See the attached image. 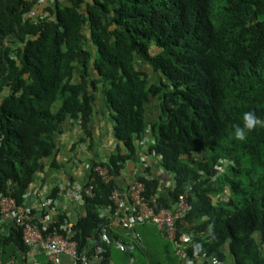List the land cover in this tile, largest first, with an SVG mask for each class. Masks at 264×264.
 <instances>
[{"label":"trees","instance_id":"obj_1","mask_svg":"<svg viewBox=\"0 0 264 264\" xmlns=\"http://www.w3.org/2000/svg\"><path fill=\"white\" fill-rule=\"evenodd\" d=\"M99 89L122 146L108 161H92L84 189L92 186L93 195L81 193L86 213L69 223L73 239L90 248L108 226L103 264L120 253L114 243L127 241L124 231L111 225L112 210L101 214L122 188L117 178L135 139L149 132V151L175 183L163 196L156 177H137L153 206L173 208L185 195L191 207L177 221L176 240L192 236L187 256L264 264V126L243 141L232 135L246 111L264 120V0H0L1 195L24 205L48 161L58 166L56 132L67 118L90 136ZM153 100L160 115L150 123ZM97 164L114 179L105 182ZM58 192L51 189L43 209L56 211L50 229L65 233ZM28 251L0 207V264H28ZM121 253L141 264L150 251ZM175 257L172 264H183Z\"/></svg>","mask_w":264,"mask_h":264},{"label":"built area","instance_id":"obj_2","mask_svg":"<svg viewBox=\"0 0 264 264\" xmlns=\"http://www.w3.org/2000/svg\"><path fill=\"white\" fill-rule=\"evenodd\" d=\"M94 170L105 182H110L113 178L107 166L97 165ZM145 188V183L135 178L128 187L114 189L110 197L112 205L102 210L101 216L105 217V214L112 210L114 213L111 225L128 229L141 223H153L167 239L176 241V222L190 209L185 195H180L175 210H171L163 206H152L145 196ZM79 191L80 189L75 194ZM49 193L48 189L44 190L42 207L27 205L26 202L24 205H19L15 198L0 194V207L4 220L21 229L23 242L29 248L28 264H61L62 256L70 258L73 264H102L105 252L103 244L109 241L108 226L103 227L100 236L92 241V247L83 248L79 240L73 239L69 223L63 226L65 233L57 228L50 229L56 211L50 207L45 211L43 209ZM84 193L93 195L92 186L85 188ZM189 239V236L182 237L184 242ZM178 246H181L180 243ZM116 247L131 251L135 248V244L118 241ZM178 252L186 258L185 264H202L207 260L204 256H200L194 261L188 258L180 247ZM39 257H44L46 262L42 263L38 260ZM210 262L224 264L216 259H211Z\"/></svg>","mask_w":264,"mask_h":264},{"label":"crops","instance_id":"obj_3","mask_svg":"<svg viewBox=\"0 0 264 264\" xmlns=\"http://www.w3.org/2000/svg\"><path fill=\"white\" fill-rule=\"evenodd\" d=\"M113 110L108 107L101 89L97 91L94 103V115L90 124V136L82 132L71 118H67L56 132L58 152L56 155L57 167H49L48 161L44 171L38 174L34 185L29 189L26 204L42 207L45 189L51 191L54 187L59 189L57 196V209L66 213L68 223L75 222L77 218L86 213L85 205L75 192L89 182L91 163L93 160L108 161L116 153L117 146L121 145L114 130L112 119ZM160 111L156 101L148 104L147 121L154 122L159 118ZM152 136L146 132L140 141H134L137 146L136 153L127 161L122 174L117 178L120 187H125L138 174H151L159 180L158 194L168 196L175 183L174 176L159 165L160 157L149 151ZM147 166L149 169L147 170ZM147 225H141L142 232ZM126 232L123 233V236ZM162 252L157 245H149V250ZM61 264H71V260L62 256Z\"/></svg>","mask_w":264,"mask_h":264},{"label":"rangeland","instance_id":"obj_4","mask_svg":"<svg viewBox=\"0 0 264 264\" xmlns=\"http://www.w3.org/2000/svg\"><path fill=\"white\" fill-rule=\"evenodd\" d=\"M142 66H143V68L149 70L150 72L152 71V68L150 66H148L146 64H142ZM196 156H198V155H196ZM189 160H191V158H189ZM222 197H223V195H221V193L216 194V198H222ZM145 225H147L145 230H149V231L142 232L143 238H142V233H140L138 231V228L141 225H138L136 227V236L134 234V238L132 235H127L125 237L127 242L135 241L137 252L139 249L149 250V249H147V246L145 245L144 240L148 241V243L150 242L149 245H151V246L152 245H159L160 248H162V250L164 252L161 253V252L154 251L150 247V249H151V250H149L150 253L144 254L140 263L141 264H172L174 260L176 261L175 256H177V254L175 255L173 253V250L175 249L173 243L171 241H169L162 234V232L158 229V227L155 224L148 223ZM133 230H135V228ZM145 233H148L150 235L149 236L150 238L148 236H146ZM140 241L142 242L143 246L140 245V243H139ZM119 252L120 253H118V255H115L114 264H127L128 261L126 260V257L123 255V253H121V251H119ZM122 252H124V251H122ZM132 264H135V263L132 261Z\"/></svg>","mask_w":264,"mask_h":264},{"label":"clouds","instance_id":"obj_5","mask_svg":"<svg viewBox=\"0 0 264 264\" xmlns=\"http://www.w3.org/2000/svg\"><path fill=\"white\" fill-rule=\"evenodd\" d=\"M241 120H242V122H241V124H234L233 125V132H232V135H233V137L236 139V140H240V141H243V140H245V136H246V132H248V131H250V130H252L254 127H257V126H264V120H262V119H260L259 117H257V115L254 113V112H252V111H246V112H244L243 114H242V118H241ZM97 165H102V164H97ZM96 165V166H97ZM95 166V167H96ZM105 166V165H104ZM95 167H94V169H95ZM109 169V168H108ZM95 171V170H94ZM110 172V171H109ZM145 177H151L150 176V174H148V173H146V175H144ZM113 177V176H112ZM135 178H137L138 179V177L136 176V177H134L132 180H134ZM112 179H114V178H112ZM131 180V181H132ZM140 180V179H139ZM131 181L128 183V185L127 186H125V187H122V188H120V189H123V188H126V187H128L129 186V184L131 183ZM142 181V180H141ZM146 186V185H145ZM79 190V189H78ZM77 190V191H78ZM84 191V185L80 188V191L78 192V193H76L77 194V196L78 197H80L81 199H82V197H81V193ZM182 195H184V194H182ZM89 196V195H88ZM27 197V196H26ZM180 197V196H179ZM186 198V197H185ZM179 199V198H178ZM178 199L175 201V203H174V205H173V208H169V209H171V210H175V208H176V204H177V201H178ZM187 201V200H186ZM150 203V202H149ZM189 204V203H188ZM190 205V204H189ZM153 206V205H152ZM160 206H163V205H160ZM57 207V206H56ZM154 207H158V206H154ZM163 207H165V206H163ZM191 207V206H190ZM166 208H168V207H166ZM58 210V209H57ZM190 210V209H189ZM187 213V212H186ZM185 213V214H186ZM184 214V215H185ZM183 215V216H184ZM182 216V217H183ZM181 218V217H180ZM179 218V219H180ZM178 219V220H179ZM177 220V221H178ZM3 222H4V224H11V223H9V222H7V221H5L4 220V216H3ZM144 224H148V223H141V224H137L134 228H135V230H133L134 228H132V229H128V228H124V227H120V226H113L114 227V230H118L119 228H121V230L120 231H124V232H126V235L125 236H123L122 237V239H124L127 235H132L133 236V238H134V234H136V227L138 226V225H144ZM176 224H177V222H176ZM12 225V224H11ZM14 226V225H13ZM157 226V225H156ZM159 229V228H158ZM162 232V231H161ZM162 234H163V232H162ZM123 235V234H122ZM164 235V234H163ZM165 236V235H164ZM177 236V235H176ZM184 236H189V240L187 241V242H184V241H182V237L183 236H181V238H180V241H171V240H169V241H171L172 243H173V245H174V247L176 248V250H177V255H179V256H181L183 259H184V262H183V264H185V261H186V258L184 257V256H182V254H180L179 252H178V249H179V247L180 248H182L183 250H184V248H186V246H187V244L191 241V239H192V236L191 235H184ZM118 241H121V242H123L124 244H129V243H134L135 244V248L133 249V250H131V251H128V250H126V251H124V250H121V249H119V248H117L116 247V242H118ZM178 243H180V245L181 246H178ZM114 246H115V248L117 249V250H120V251H124V252H133V254L134 253H136V242L135 241H133V242H127V241H123V240H116L115 241V243H114ZM196 247H199V245H196ZM184 252H185V250H184ZM186 254V253H185ZM186 256H187V254H186ZM188 257V256H187ZM189 258V257H188ZM70 259V258H69ZM104 259H105V257H104ZM191 259V258H190ZM71 260V259H70ZM104 261V260H103ZM134 262V261H133ZM71 264H73V262H72V260H71ZM102 264H103V262H102ZM108 264H114V260H111ZM127 264H132V261H129V262H127Z\"/></svg>","mask_w":264,"mask_h":264}]
</instances>
